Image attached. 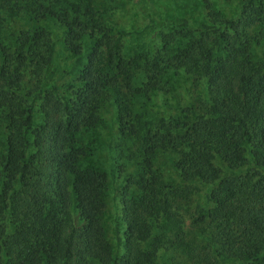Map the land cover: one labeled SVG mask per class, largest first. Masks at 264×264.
Listing matches in <instances>:
<instances>
[{
  "label": "trees",
  "instance_id": "1",
  "mask_svg": "<svg viewBox=\"0 0 264 264\" xmlns=\"http://www.w3.org/2000/svg\"><path fill=\"white\" fill-rule=\"evenodd\" d=\"M204 2L206 20L195 29L173 22L177 38L161 34L142 65L122 57L124 32L110 16L117 35L109 34L96 0H71L64 13L37 4L60 26L72 57L76 77L64 90L48 81L56 43L46 29L28 25L11 50L0 45V264H151L159 240L152 231L161 225L194 264H264V65L252 45L264 34V0H238L237 17ZM181 73L190 78L187 93L195 91L185 120L148 128L137 173L123 176L119 254L101 222L116 158L110 147L106 170L82 166L86 133L105 127L101 110L111 95L116 133L135 135L127 93L152 97ZM168 151L184 182L206 188L193 230L176 201L192 190H168L155 167Z\"/></svg>",
  "mask_w": 264,
  "mask_h": 264
},
{
  "label": "rangeland",
  "instance_id": "2",
  "mask_svg": "<svg viewBox=\"0 0 264 264\" xmlns=\"http://www.w3.org/2000/svg\"><path fill=\"white\" fill-rule=\"evenodd\" d=\"M8 1V2H5ZM0 0V45L14 47L17 35L21 29L28 25L36 28H44L56 43L55 54L49 69L50 78L60 90L65 89V84L76 77L70 71L71 55L63 44V34L60 26L52 18L51 14H43L42 10H35L37 4L50 7L58 13H64L69 9L71 0ZM79 1V0H76ZM97 12L109 34L117 35L111 28L110 16L114 17L118 28L123 30L119 40V51L125 60H134V64L142 65L144 59L151 56L161 46V34L174 35L177 38L179 27L175 23L178 20H186V27L195 29L194 24L206 20L207 3L205 0H96ZM210 8L220 10L224 16L237 17L241 6L238 0H206ZM40 7V6H38ZM51 16V17H50ZM264 26V18L261 21ZM260 25L254 28L257 31ZM196 31V30H195ZM196 33V32H195ZM176 39L168 46L167 51L174 50ZM253 57L257 63L264 65V34L258 38L257 44L253 42ZM169 53V52H168ZM167 53V54H168ZM166 54V56H167ZM165 58V57H164ZM190 84L189 76L185 74H172L168 83L160 87L159 92L152 97H136L127 93L126 98L133 112V123L136 134L121 136L116 133L112 121L113 102L111 95L104 103L101 110V118L105 127L89 130L86 133L88 146L87 155L82 166L106 170L111 161L109 148L113 149L115 156V178L108 177L106 182V195L101 222L106 236L113 246L118 248L119 254L124 253L123 242L118 244L114 225L120 221L123 201L124 182L123 176L135 175L139 169V139L148 129L153 128L160 119L171 121L185 120V108L194 100L195 91L187 93ZM38 107V102L35 108ZM37 110V109H35ZM37 118L39 116L36 115ZM4 124L0 122V136L3 134ZM0 141V149H2ZM177 154L173 151L158 154L155 167L161 173L168 190L179 191L190 189L192 194L184 200H176L178 213L183 218L185 227L193 230L195 219L199 215V208L205 205L206 188L200 183H186L179 176L178 170L173 167ZM1 185V178H0ZM132 187V186H130ZM129 191H132L130 188ZM161 224L157 220L156 225ZM162 225L154 228L151 238L159 236L156 254L151 264H194V262L182 251L177 238L172 230L162 231ZM118 245V246H117Z\"/></svg>",
  "mask_w": 264,
  "mask_h": 264
}]
</instances>
